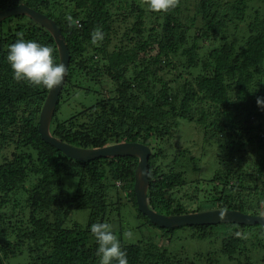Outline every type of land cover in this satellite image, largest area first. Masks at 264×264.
Here are the masks:
<instances>
[{"label":"trees","instance_id":"obj_1","mask_svg":"<svg viewBox=\"0 0 264 264\" xmlns=\"http://www.w3.org/2000/svg\"><path fill=\"white\" fill-rule=\"evenodd\" d=\"M213 1L197 0L190 21L183 10L188 0H178L175 8L160 12L151 11L146 0H0V11L25 4L53 19L66 39L70 63L51 124L54 136L86 149L123 142L149 146L153 154L148 203L159 214L228 209L264 215V111L256 103L257 97H264V88H258L264 76V10L260 11L264 0ZM253 1L259 8L247 13ZM198 16L203 24L197 29L200 35L191 36ZM151 19L153 26L148 28ZM247 21V35L237 43L231 38ZM232 25L234 34L229 32ZM96 29L103 39L93 44ZM20 38L51 46L55 62L60 63L53 36L31 18L16 15L0 24V264H99L90 225L109 224L126 206L142 221L135 230L157 229L155 234L140 233L136 243L121 240L113 230L129 264H197L172 257L170 245L159 243V236L166 240L176 230L189 228L193 237L204 239L218 225L166 229L153 224L138 209L136 157L82 162L42 140L39 117L50 89L13 78L6 55L9 45ZM213 39L219 43L206 44ZM153 51L157 54L151 57ZM162 57L167 60L161 61ZM176 59L186 61L185 70L199 73L194 82L174 89L171 82L183 79L182 73L167 82L161 71L163 63L175 70ZM94 80L113 85L110 95H96L93 105L61 120L63 94L89 95L92 89L85 83ZM182 120L195 124L206 142L220 149V169L191 211L175 198V191L186 185L175 173L180 156L167 166L169 171L162 166L170 160ZM6 150H12L10 158H5ZM64 177L78 180L73 194L64 189ZM122 196L130 204L123 203ZM86 210L85 226L69 224L73 214ZM120 223L121 233L130 232L123 220ZM220 225L233 231L220 239L224 257L264 264V226ZM205 264L219 263L210 253Z\"/></svg>","mask_w":264,"mask_h":264},{"label":"rangeland","instance_id":"obj_2","mask_svg":"<svg viewBox=\"0 0 264 264\" xmlns=\"http://www.w3.org/2000/svg\"><path fill=\"white\" fill-rule=\"evenodd\" d=\"M219 0H214V3H217ZM197 0H188V2H185V6L183 10L184 17L188 21L195 15ZM222 4H226L228 2H231V0H221ZM251 3V2H250ZM259 3L256 1H253L252 7L250 8L247 13L253 14L255 9L258 7ZM188 9V10H187ZM227 7H224L222 10H226ZM264 6L260 7V11L263 12ZM201 17L198 16L195 25L197 26L195 30L191 31V36H199L200 32L197 31V29L201 28L203 26L201 22ZM152 20V19H151ZM148 22V28H151L153 26V20ZM247 26L248 21L246 23L239 24V29L235 31V36H233L231 39H235L237 43H240L243 36L247 35ZM230 34H234V25L230 28ZM120 34H123L121 32ZM231 36V35H230ZM235 37V38H234ZM119 40V39H118ZM207 45H213L214 42H218L216 40H205ZM203 44V42H201ZM205 50L202 51V58L205 59L204 55ZM157 54V51H153L150 53L151 57H154ZM88 56L91 55V53L87 54ZM207 55V50H206ZM163 62L167 60L165 57L161 58V61ZM184 62L179 63L176 59L174 61V67L167 63L162 64V71L161 75L167 82H171L173 79H176L177 76H179L182 73L183 79H179V82H171V85L174 89L184 86L183 84L187 81L194 82L195 76L197 73H199V69H195L193 72L190 70H185L183 67ZM192 72V73H191ZM101 79V77H100ZM262 82L259 85L258 88H264V76L260 79ZM99 80L94 81H88L86 87H89L92 89L90 91L89 95L84 94L83 92H77L69 98L70 94L64 93V100L62 104L64 107L62 108V111L59 113V118L61 120H65L72 115H74L76 112H80L83 108L89 107L94 104L95 102V96L99 95V97L106 98L109 94V89L113 87V85L110 84H98ZM187 84V83H186ZM64 88V87H63ZM194 115V113L192 114ZM263 121V130H264V116L262 118ZM181 131L173 138V145L172 149L169 153V159L167 160L165 164L162 166L165 168V171H169V168L167 166L173 162L176 155H179V161L175 164V173L181 174L183 179L186 181V185L180 187L178 190L175 191V198L176 201L181 200L183 203L188 205L189 211L191 209H196L198 207V202L200 198H203L204 194L207 193V190L210 188L209 181L214 177L215 173L220 169V149L215 143L209 144L206 142V140L203 137L202 132L200 129L190 122L189 120H182L181 121ZM165 148L168 149L169 144L164 145ZM171 146V145H170ZM5 155V158H10L12 154V150H6L3 152ZM2 156V154H1ZM64 189L69 193H74L77 190L78 180L76 178L71 177H64ZM198 182H201L198 185ZM114 198V195H113ZM194 200V202L192 200ZM122 202L125 203L128 202V200L122 196ZM117 202V200L114 198V203ZM191 203V204H190ZM135 213L134 209H131V207L126 206L123 208V210L120 213H117L120 215V217L115 218V220H111L109 224L112 225V230H116V233L120 237L121 240L126 242H132L136 243L137 240H139L142 236L139 230H135L138 225L141 224L142 221L138 220V217L134 215ZM121 220L124 222V226L126 230H130V232H122L121 233ZM89 221V211H79L76 212L71 216L69 219V224L71 225L73 222H77L83 226H85ZM70 227V226H69ZM128 230V231H129ZM231 230L230 226L225 225H218L217 227H214L210 230L209 237H206L204 239H200L198 236L193 237V230L189 228H182L176 230L175 234L171 236V238H166V240L161 239L159 235V243L163 244L168 243L169 246V252L171 253V256L177 259H183L184 262H195L197 264H205V257L212 253L217 262L219 264H239L240 262H243L242 264H246L244 259L230 261L228 258L224 257L221 254V238L227 236L230 232H233ZM155 231L157 229L148 227L144 228V233L146 235L149 234H155ZM209 232V231H208ZM130 233V235H129ZM220 236V238L218 237ZM158 234V233H157ZM118 237V238H119ZM16 264L17 261H13Z\"/></svg>","mask_w":264,"mask_h":264},{"label":"water","instance_id":"obj_3","mask_svg":"<svg viewBox=\"0 0 264 264\" xmlns=\"http://www.w3.org/2000/svg\"><path fill=\"white\" fill-rule=\"evenodd\" d=\"M16 15H25L49 31L56 42L60 63L66 65L68 73L70 53L66 39L56 22L45 14L32 9L25 4H20L16 7L0 11V24L4 20ZM66 79L67 74L61 86L50 89L42 107L38 124V131L42 140L59 150L65 156L82 162H89L95 159L108 157H136L139 161L135 170L134 191L136 194L138 209L143 215L148 217L153 224L166 229L220 224L264 226V215L254 216L235 210L212 209L181 215H163L152 210L148 203V191L150 187L149 159L153 152L149 146L138 142H123L101 148L86 149L66 143L52 134L51 124Z\"/></svg>","mask_w":264,"mask_h":264},{"label":"clouds","instance_id":"obj_4","mask_svg":"<svg viewBox=\"0 0 264 264\" xmlns=\"http://www.w3.org/2000/svg\"><path fill=\"white\" fill-rule=\"evenodd\" d=\"M146 2L151 11L160 12L175 8L178 0H146ZM68 20H71L70 16ZM102 39L103 33L99 29L91 34L93 44ZM53 52L51 46L20 38L9 45L6 61L15 80L45 89H54L63 83L67 68L63 63L55 62ZM256 103L258 108L264 111V97H257ZM89 231L97 244L96 255L99 257V264H129L126 251L122 250L120 239L112 230L111 224L93 223Z\"/></svg>","mask_w":264,"mask_h":264},{"label":"built area","instance_id":"obj_5","mask_svg":"<svg viewBox=\"0 0 264 264\" xmlns=\"http://www.w3.org/2000/svg\"><path fill=\"white\" fill-rule=\"evenodd\" d=\"M121 184L120 183H118V186H120Z\"/></svg>","mask_w":264,"mask_h":264}]
</instances>
